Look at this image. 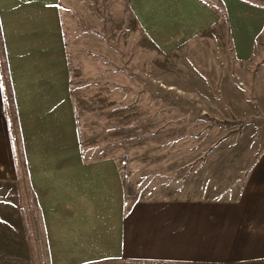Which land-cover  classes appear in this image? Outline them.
<instances>
[{"label":"crops","instance_id":"0c3cea01","mask_svg":"<svg viewBox=\"0 0 264 264\" xmlns=\"http://www.w3.org/2000/svg\"><path fill=\"white\" fill-rule=\"evenodd\" d=\"M214 1L128 0V6L164 52L194 46L201 61L212 63L207 43L231 46L238 61L262 56L264 0ZM80 2L0 0V184L27 181L43 229L12 233L16 264H35L40 238L48 264H264V130L236 181L210 182L192 195L147 196L151 186L128 201L114 158H84L63 36L70 20L96 30L93 8ZM232 70L230 63L218 77L229 119L264 124V68ZM19 220L25 226L24 216ZM27 252L30 258L20 254Z\"/></svg>","mask_w":264,"mask_h":264},{"label":"rangeland","instance_id":"374dc122","mask_svg":"<svg viewBox=\"0 0 264 264\" xmlns=\"http://www.w3.org/2000/svg\"><path fill=\"white\" fill-rule=\"evenodd\" d=\"M88 3L96 30L70 20L63 31L84 158H114L128 201L140 198L144 188L151 186L155 188L147 196L161 192L169 198L192 195L210 182L228 186L236 181L250 161L247 155L259 147L264 124L224 126L205 118L231 115L218 79L230 63L232 72L263 69L264 54L254 55L251 62L238 61L231 46L206 43L205 56L212 57L209 63L201 61L199 52L194 54V46L164 52L150 43L128 0ZM254 96L260 103L256 92ZM250 101L255 103L251 97ZM19 159L22 170L23 159ZM10 185L0 184V264L21 261L15 256L18 239L12 233L23 227L43 231L27 181ZM23 216L25 226L19 220ZM30 253L20 254L30 258ZM36 262L48 264L42 238L35 242Z\"/></svg>","mask_w":264,"mask_h":264},{"label":"trees","instance_id":"16d2710c","mask_svg":"<svg viewBox=\"0 0 264 264\" xmlns=\"http://www.w3.org/2000/svg\"><path fill=\"white\" fill-rule=\"evenodd\" d=\"M1 48V47H0ZM215 123H219L220 125L224 126H232L235 124H238L239 126L242 125L245 122H249L250 118H237V117H231L230 119H217V118H210Z\"/></svg>","mask_w":264,"mask_h":264}]
</instances>
